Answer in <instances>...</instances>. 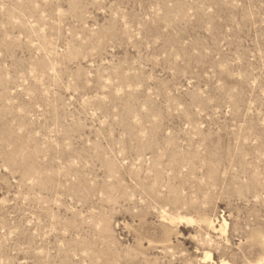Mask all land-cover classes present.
<instances>
[{
    "label": "rangeland",
    "instance_id": "rangeland-1",
    "mask_svg": "<svg viewBox=\"0 0 264 264\" xmlns=\"http://www.w3.org/2000/svg\"><path fill=\"white\" fill-rule=\"evenodd\" d=\"M259 261L264 0H0V264Z\"/></svg>",
    "mask_w": 264,
    "mask_h": 264
},
{
    "label": "bare ground",
    "instance_id": "bare-ground-1",
    "mask_svg": "<svg viewBox=\"0 0 264 264\" xmlns=\"http://www.w3.org/2000/svg\"><path fill=\"white\" fill-rule=\"evenodd\" d=\"M189 221V220H188ZM254 264H264V262L263 261H259V262H256V263H254Z\"/></svg>",
    "mask_w": 264,
    "mask_h": 264
}]
</instances>
